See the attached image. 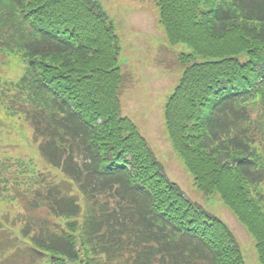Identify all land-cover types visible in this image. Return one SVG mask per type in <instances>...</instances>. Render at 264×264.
Instances as JSON below:
<instances>
[{
    "label": "trees",
    "instance_id": "16d2710c",
    "mask_svg": "<svg viewBox=\"0 0 264 264\" xmlns=\"http://www.w3.org/2000/svg\"><path fill=\"white\" fill-rule=\"evenodd\" d=\"M155 6L167 46L189 50L163 107L166 137L264 264V0ZM120 53L98 0H0V77L20 70L0 114L13 122L16 110L60 176L16 191L22 225L0 220V264H245L226 223L186 197L122 116Z\"/></svg>",
    "mask_w": 264,
    "mask_h": 264
},
{
    "label": "rangeland",
    "instance_id": "374dc122",
    "mask_svg": "<svg viewBox=\"0 0 264 264\" xmlns=\"http://www.w3.org/2000/svg\"><path fill=\"white\" fill-rule=\"evenodd\" d=\"M98 1L113 19L121 39L119 65L123 74L120 91L122 116L131 119L137 126L168 178L191 201L226 223L239 244L245 264H259L253 241L245 228L217 193L205 196L195 188L192 177L166 137L163 107L182 71L178 57L188 53V48L177 45L167 50L165 36L158 24L156 0ZM3 72L0 92L6 90L8 84L20 74L13 63L7 65V70ZM9 100H12V95L6 96L5 107ZM0 111L5 112L4 108ZM14 114L13 122L7 115L0 114V220L3 226H6V222L9 226L20 227L24 211L14 198L16 191L29 190L25 182H31L41 172H49L57 179L60 176L40 158L32 131L16 114V110Z\"/></svg>",
    "mask_w": 264,
    "mask_h": 264
}]
</instances>
